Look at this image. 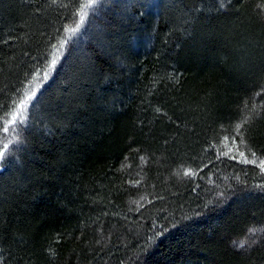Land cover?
<instances>
[{"label":"trees","instance_id":"1","mask_svg":"<svg viewBox=\"0 0 264 264\" xmlns=\"http://www.w3.org/2000/svg\"><path fill=\"white\" fill-rule=\"evenodd\" d=\"M60 2L0 0L5 109L59 48L0 173V264H264V193L241 190L264 177L211 147L264 84L257 0H98L74 33L83 0ZM249 136L264 152V119Z\"/></svg>","mask_w":264,"mask_h":264},{"label":"snow or ice","instance_id":"2","mask_svg":"<svg viewBox=\"0 0 264 264\" xmlns=\"http://www.w3.org/2000/svg\"><path fill=\"white\" fill-rule=\"evenodd\" d=\"M52 3H57V0H51ZM98 0H83V2L75 5L77 9V14L79 15V21L71 29H65V31L77 32L79 31L80 24H83L86 18V9H94L97 5ZM60 7H68L67 4L63 3L62 0L59 4ZM149 14L151 10L160 7L156 0H145L141 5ZM234 5H232V0H212L211 8L217 13L227 14L232 11ZM257 16L260 18L261 22L264 23V0H257L254 5ZM201 11V9H194V13ZM144 14L143 12L141 13ZM7 43V41H5ZM67 43L66 40L60 42L62 47ZM51 54V59L48 60L41 68H38L33 74L28 84L19 91V94L11 100V104L5 109L4 104H0V110H3L0 114V173L7 170L12 159L17 153L24 151L25 149L21 147L24 144V140L20 139V127L27 126V121L30 116V109L35 107L39 103L37 97L41 93L44 87V83L49 80L51 73L56 70V66L59 60V48ZM106 79H111L106 77ZM115 105L113 104V108ZM160 112V109H156ZM241 116L234 122L230 123L227 127H222L221 135L219 140L213 141L211 147L216 149L217 159L222 156L235 161L243 165H252L259 169L262 177H264V152L257 154L251 143V137L249 132L254 125V123L260 119H264V84L259 86L258 90L253 91V93L243 102V106L240 109ZM59 127V126H58ZM141 161L144 157H140ZM126 165H122L124 167ZM185 175H195V172L191 170L185 171ZM139 183V182H136ZM253 189L259 190L264 193V182L256 183L252 185V188H248L247 184L244 183L242 191H252ZM235 195V190L232 191ZM220 196H225L224 192L219 194ZM177 225L174 223L173 227ZM257 232L264 233V228L252 227L249 229V233L255 236ZM157 235H163V233H157ZM256 240H252V244H255ZM239 249L245 247L244 244L235 245ZM251 247V245H249Z\"/></svg>","mask_w":264,"mask_h":264}]
</instances>
